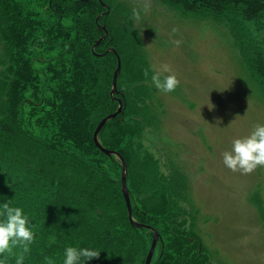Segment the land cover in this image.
Wrapping results in <instances>:
<instances>
[{"label": "trees", "instance_id": "trees-1", "mask_svg": "<svg viewBox=\"0 0 264 264\" xmlns=\"http://www.w3.org/2000/svg\"><path fill=\"white\" fill-rule=\"evenodd\" d=\"M103 1L0 0V205L28 217L34 240L23 264H63L68 247L100 252L87 264L146 261L154 232L131 223L122 161L94 141L100 121L119 108L118 58L123 110L99 140L127 162L134 220L160 233L151 264H210L181 202L184 179L168 175L142 139L157 115L132 10ZM161 1L190 13L232 10L264 25V0ZM256 68L264 77L262 53ZM19 253L0 262L16 264Z\"/></svg>", "mask_w": 264, "mask_h": 264}, {"label": "rangeland", "instance_id": "rangeland-1", "mask_svg": "<svg viewBox=\"0 0 264 264\" xmlns=\"http://www.w3.org/2000/svg\"><path fill=\"white\" fill-rule=\"evenodd\" d=\"M115 1L126 13L143 6ZM132 23L142 37L157 115L142 139L168 175L184 179L181 202L209 263L264 264V167L241 175L222 159L234 139L264 125V77L256 70L264 25L232 10L190 13L161 0H151L150 11ZM161 64L180 81L174 92L152 84V67Z\"/></svg>", "mask_w": 264, "mask_h": 264}, {"label": "clouds", "instance_id": "clouds-1", "mask_svg": "<svg viewBox=\"0 0 264 264\" xmlns=\"http://www.w3.org/2000/svg\"><path fill=\"white\" fill-rule=\"evenodd\" d=\"M150 8L151 0H143L142 8H133L131 19L140 22L142 13L146 15ZM173 43L178 47L180 42ZM152 72V84L163 94L174 92L180 84L169 64L153 66ZM148 74V70H145L144 76L147 77ZM222 159L227 169L241 175L252 174L258 167H264V125H256L248 136L234 139L231 149L222 153ZM33 240L34 234L28 227V217L23 210L20 207H11L8 203L0 205V256L12 254L13 249L19 248L16 264H23ZM99 256L100 252L96 250L68 247L64 252L63 264H80L82 258L87 264V261ZM45 264H53V261L46 257Z\"/></svg>", "mask_w": 264, "mask_h": 264}, {"label": "water", "instance_id": "water-1", "mask_svg": "<svg viewBox=\"0 0 264 264\" xmlns=\"http://www.w3.org/2000/svg\"><path fill=\"white\" fill-rule=\"evenodd\" d=\"M101 2H103V5H105L104 1L103 0H100ZM106 6V5H105ZM109 12V9L107 10V13ZM102 30L106 32L105 36H103L101 39H104L106 38V36L108 35V31L106 29V26H102ZM100 41V40H99ZM119 59V63H118V67L115 71V74H114V77H113V91H112V95L114 98H117L118 101H119V108L117 109L116 112L112 113V114H109L107 116H105L101 121L100 123L98 124L95 132H94V141H95V144L100 148V150L111 156V155H117L120 157L121 161H122V190H123V194H124V197H125V200H126V204H127V208H128V214H129V218L131 220V223L138 227V228H151L154 232V235H153V241H152V244H151V247H150V250L147 254V258H146V261L144 264H151L152 260H153V257H154V254L156 252V249H157V246H158V243L160 241V233L158 230H156L155 228H152L150 226H147V225H144V224H141V223H138L134 220L133 218V208H132V196H131V193H130V189L128 187V183H127V173H128V165H127V162L126 160L116 151H113V150H110V149H107L106 147L102 146V144L100 143V140H99V136H100V132L101 130L104 128V126L112 119V118H115L122 110H123V101L116 97V93H117V84H118V78H119V75H120V72H121V60L120 58Z\"/></svg>", "mask_w": 264, "mask_h": 264}]
</instances>
